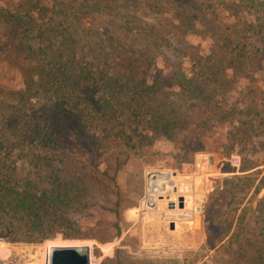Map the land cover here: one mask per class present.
<instances>
[{"label":"trees","instance_id":"16d2710c","mask_svg":"<svg viewBox=\"0 0 264 264\" xmlns=\"http://www.w3.org/2000/svg\"><path fill=\"white\" fill-rule=\"evenodd\" d=\"M1 1L0 30L10 28L23 85L0 88V240L45 241L33 264H47L52 247L88 246L49 240L58 235L99 243L119 237L122 213L135 203L125 198L117 174L159 139L174 142L178 158H188L206 149L207 126L217 121L228 135L226 156L254 137L264 150L261 81L242 108L226 95L233 77L264 70V0ZM204 16L216 28L208 52L177 45L175 34L197 32ZM95 21L105 29L97 30ZM139 41L173 53L168 76L149 80L140 72L141 61L152 57ZM105 156L115 157L111 173L103 167ZM246 178L229 179L215 192L207 250L227 240L232 245L233 219L214 205L228 208L231 194L250 186ZM255 213L250 254L239 243L237 262L264 264V193ZM9 253L0 242V257ZM100 264L175 263L116 248Z\"/></svg>","mask_w":264,"mask_h":264},{"label":"rangeland","instance_id":"374dc122","mask_svg":"<svg viewBox=\"0 0 264 264\" xmlns=\"http://www.w3.org/2000/svg\"><path fill=\"white\" fill-rule=\"evenodd\" d=\"M0 5L2 1L0 0ZM154 18V15L151 14ZM223 22L228 24L231 21L228 13H223ZM205 19V20H204ZM210 21L207 17L199 19V30L197 32L175 34L177 45L185 46L184 42L193 44L199 54H206L213 38L214 23H204ZM217 23L216 21H212ZM95 28L102 31L104 28L100 21H95ZM138 44L147 46L142 52L152 57V60L141 61L142 69L147 71L148 79L151 80L156 73L161 77L168 76L171 67L172 52L159 50L152 44ZM192 46V47H193ZM150 47V49L148 48ZM19 59L11 42V32L9 27L0 30V88L7 90L19 89L23 85V75L21 72ZM255 76V77H254ZM241 74L238 78L233 77L231 90L227 92L229 98L238 107H244L254 92L260 91L254 88V83L261 81V88L264 90V70L259 75ZM169 78V77H168ZM228 97V96H227ZM208 143L204 151L194 153L188 158H178V146L164 138L159 139L154 145L141 155L132 156L119 170L117 174L118 183L125 198L134 201V205L126 208L122 213V230L119 237L105 243H99L94 239H68L58 235L49 240L61 241H86L91 248V264H100L106 258L113 256L116 248H121L134 256H148L160 258L163 261H172L175 264H251L247 258L235 261V255L239 243L246 249L248 241L253 242L256 236L257 227L255 225V205L256 201L264 193V150L259 145L260 138H248L243 141L244 148L236 149L231 155L226 156L227 137L223 126L219 122L213 121L207 126ZM241 136L239 135L238 138ZM239 150V151H238ZM202 155L211 164L210 173L204 174L196 180L197 196L193 197L201 207L199 214L194 215L189 220L176 221L173 229H170L161 211L165 208L164 202H159L157 195L166 188L167 183L164 178L167 173L178 175L194 174L196 172V161ZM114 156H105L102 159L103 167H107L109 172L114 169ZM252 165L251 170L241 172L242 166ZM246 176L250 186L243 190L233 192L231 198L233 202L228 204V208L214 205L215 210L228 213V218L233 219L232 232L236 233L231 239V246L227 240L223 247L216 251H209L206 247L207 214L212 211V201L216 191L225 189L229 179ZM209 186V187H206ZM234 211V215L231 214ZM228 219V220H229ZM47 241V240H46ZM10 250L9 255L0 257V264H33L44 252L45 244L42 243H12L0 240ZM228 247L231 250L228 249ZM250 249V247H248ZM239 250V251H242ZM228 251H231L230 254ZM247 255L249 251H245ZM38 255L35 258L34 255ZM234 260V261H233Z\"/></svg>","mask_w":264,"mask_h":264},{"label":"built area","instance_id":"2783aa9c","mask_svg":"<svg viewBox=\"0 0 264 264\" xmlns=\"http://www.w3.org/2000/svg\"><path fill=\"white\" fill-rule=\"evenodd\" d=\"M211 164L202 155L196 161V172L194 174L178 175L167 173L164 176L167 186L158 195L159 202L165 203V208L161 211L162 217L175 225L176 221L189 220L194 215L199 214L201 207L193 197L197 196L196 180L202 175L210 173ZM176 176V177H175ZM206 187H209L206 185ZM182 199V207H179Z\"/></svg>","mask_w":264,"mask_h":264},{"label":"water","instance_id":"95a60500","mask_svg":"<svg viewBox=\"0 0 264 264\" xmlns=\"http://www.w3.org/2000/svg\"><path fill=\"white\" fill-rule=\"evenodd\" d=\"M179 207H182V199ZM169 227L173 229V224ZM90 259V249L86 245L57 246L50 249L47 264H91Z\"/></svg>","mask_w":264,"mask_h":264}]
</instances>
